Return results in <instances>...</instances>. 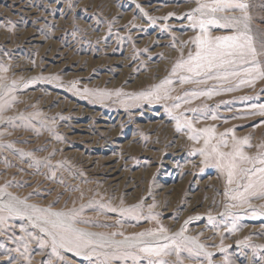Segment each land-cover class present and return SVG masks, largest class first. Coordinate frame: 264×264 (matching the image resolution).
Segmentation results:
<instances>
[{"label": "rangeland", "instance_id": "374dc122", "mask_svg": "<svg viewBox=\"0 0 264 264\" xmlns=\"http://www.w3.org/2000/svg\"><path fill=\"white\" fill-rule=\"evenodd\" d=\"M262 161L264 0H0V264H264Z\"/></svg>", "mask_w": 264, "mask_h": 264}, {"label": "snow or ice", "instance_id": "6c2138e0", "mask_svg": "<svg viewBox=\"0 0 264 264\" xmlns=\"http://www.w3.org/2000/svg\"><path fill=\"white\" fill-rule=\"evenodd\" d=\"M216 2L218 3V4H220L221 5V7H232L233 6V0H216ZM236 7H243V5H239V4H237V5H235ZM216 9L214 8L213 9V11H215ZM217 39V41H221V42H227V41H235L236 39H238L237 37H231V36H228V37H218V38H216ZM197 41L199 42V44L201 45V47H203L206 43H208V41H206V40H203V39H201L200 37H197ZM220 44H218L217 45V49H219L220 48ZM253 52L255 51L254 49L252 50ZM230 54V53H229ZM199 56H200V54L199 53H197V58H199ZM182 66V65H181ZM214 65H213V63H212V61L210 60L209 62H208V67L209 68H211V67H213ZM199 67H201V65H196V68H189L188 70L189 71H195L197 68H199ZM197 74H199V73H197ZM244 143H247V140L245 139L244 140ZM221 155H223L222 153H221ZM241 159H244V160H247L248 159V157H246V156H241ZM262 162H264V161H262ZM261 171H264V169H261ZM229 175L231 176L232 175V173L230 172L229 173ZM229 183H231V180H229ZM261 187L262 188H264V184H262L261 185ZM56 215H59V214H56ZM145 251H149L148 249H145ZM155 254H159V253H155Z\"/></svg>", "mask_w": 264, "mask_h": 264}]
</instances>
